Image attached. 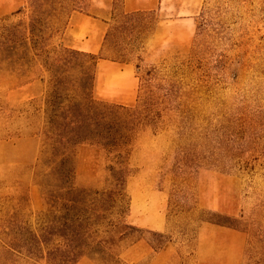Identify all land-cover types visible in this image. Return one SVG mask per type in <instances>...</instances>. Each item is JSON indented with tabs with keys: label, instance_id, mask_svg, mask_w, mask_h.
Here are the masks:
<instances>
[{
	"label": "rangeland",
	"instance_id": "1",
	"mask_svg": "<svg viewBox=\"0 0 264 264\" xmlns=\"http://www.w3.org/2000/svg\"><path fill=\"white\" fill-rule=\"evenodd\" d=\"M28 1L0 0V26L26 19ZM77 2L50 47H70L80 17L81 41L118 60L99 61L95 99L134 106L148 85L155 95L157 119L128 158L123 224L139 231L117 264H264V0ZM114 8L135 14L124 30ZM31 72L20 82L0 58V264H45L11 245L48 209L36 180L48 77L38 63ZM75 163L77 188L102 187L101 155L82 145Z\"/></svg>",
	"mask_w": 264,
	"mask_h": 264
},
{
	"label": "trees",
	"instance_id": "2",
	"mask_svg": "<svg viewBox=\"0 0 264 264\" xmlns=\"http://www.w3.org/2000/svg\"><path fill=\"white\" fill-rule=\"evenodd\" d=\"M77 1L29 0L26 19L0 26V58L17 79L22 82L36 63L48 77L42 151L36 167L37 185L48 209L38 216L35 230L25 228L22 240L14 238L11 245L21 242L28 260L45 264H77L82 258L94 264H117L118 252L126 249L121 244L129 240L127 248L134 245L132 234L139 231L123 224L129 206L128 158L138 130L157 119L152 110L155 95L148 85L157 71L148 70L141 77L149 87H144L143 99L138 97L136 105L97 101L94 88L99 61L118 60L50 47L53 34L64 26L62 17L76 10ZM133 16L114 8L112 19L120 23L116 29L124 30V20ZM82 145L93 148L104 160L106 176L101 188L74 184L76 150ZM157 235L164 241L152 248L161 251L168 241Z\"/></svg>",
	"mask_w": 264,
	"mask_h": 264
},
{
	"label": "crops",
	"instance_id": "3",
	"mask_svg": "<svg viewBox=\"0 0 264 264\" xmlns=\"http://www.w3.org/2000/svg\"><path fill=\"white\" fill-rule=\"evenodd\" d=\"M81 20L82 19L80 17H73L72 18V26H71L72 28L70 29V31H71L70 33L72 34V43H71V46L69 48H72L74 50L84 52V53L96 54L99 51V49L89 47V43H90L89 38L84 37L83 41H81L82 38H79V32L81 31V27L79 25H80ZM207 227H210L209 228L210 231H213L215 236H220L221 233H225V231L222 230V228H218V227L212 226V225H209Z\"/></svg>",
	"mask_w": 264,
	"mask_h": 264
},
{
	"label": "bare ground",
	"instance_id": "4",
	"mask_svg": "<svg viewBox=\"0 0 264 264\" xmlns=\"http://www.w3.org/2000/svg\"><path fill=\"white\" fill-rule=\"evenodd\" d=\"M101 3V2H100Z\"/></svg>",
	"mask_w": 264,
	"mask_h": 264
}]
</instances>
